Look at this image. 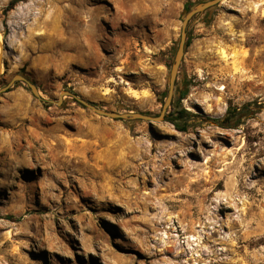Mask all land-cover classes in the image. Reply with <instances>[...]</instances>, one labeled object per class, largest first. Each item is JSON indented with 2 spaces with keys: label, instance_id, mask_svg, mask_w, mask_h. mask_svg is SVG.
Returning a JSON list of instances; mask_svg holds the SVG:
<instances>
[{
  "label": "rangeland",
  "instance_id": "1",
  "mask_svg": "<svg viewBox=\"0 0 264 264\" xmlns=\"http://www.w3.org/2000/svg\"><path fill=\"white\" fill-rule=\"evenodd\" d=\"M200 1L0 0V264H264V0L188 25L190 115L49 101L157 115Z\"/></svg>",
  "mask_w": 264,
  "mask_h": 264
},
{
  "label": "water",
  "instance_id": "2",
  "mask_svg": "<svg viewBox=\"0 0 264 264\" xmlns=\"http://www.w3.org/2000/svg\"><path fill=\"white\" fill-rule=\"evenodd\" d=\"M220 1L221 0H202L200 2L193 4L184 13L182 21H181V29H180L179 37L177 40V45L174 50L173 61H172V64L169 70L167 93H166L164 100L162 101V108L157 115H151L149 113H145L141 111L120 112L116 110H106L104 108L98 107L95 103L89 100H85L81 98L72 90H62L60 93V98L58 100L54 101L52 99H49V101L60 104L62 96L67 95V96L73 97L78 103L85 106L86 108L93 110L95 113L102 115V116H107L113 119H123L127 121L146 120L148 122H151L152 120H162L167 111V107L171 104V101L173 98L179 66L184 56L185 49H186L185 43L187 39L188 25L190 24L191 21L195 19V17L198 14L213 8ZM17 80L25 81L30 86L33 94L37 96L39 95L37 86L34 83L30 82L23 74H15L5 86L0 88V92L7 90Z\"/></svg>",
  "mask_w": 264,
  "mask_h": 264
},
{
  "label": "trees",
  "instance_id": "3",
  "mask_svg": "<svg viewBox=\"0 0 264 264\" xmlns=\"http://www.w3.org/2000/svg\"><path fill=\"white\" fill-rule=\"evenodd\" d=\"M189 8H190V6L187 8V10ZM204 12H206V11H204ZM189 43H190V40H189L188 35H187L185 47H187L189 45ZM165 95L166 94L164 93L163 100H164V96ZM185 95H186V90H180L177 87L175 88L171 103L172 102L174 103V101L176 102V104H175V106H176V112H177L176 115H181V116L182 115H190V113L185 108H179V106H180L179 100L182 99V98H184ZM237 113H239V112H237V110H233V109L227 108V110L225 111L224 115H222L220 118L215 119V121H218V122L227 121V120L230 119L231 116H234ZM183 129H186V128H183ZM259 244H264V236L262 238H260Z\"/></svg>",
  "mask_w": 264,
  "mask_h": 264
},
{
  "label": "bare ground",
  "instance_id": "4",
  "mask_svg": "<svg viewBox=\"0 0 264 264\" xmlns=\"http://www.w3.org/2000/svg\"><path fill=\"white\" fill-rule=\"evenodd\" d=\"M219 53L221 54V56L225 57L226 56V53H225V50L224 49H220L219 50ZM233 70L234 72H240L241 71V68L236 65L235 63H233ZM192 240H194V238L192 237Z\"/></svg>",
  "mask_w": 264,
  "mask_h": 264
}]
</instances>
